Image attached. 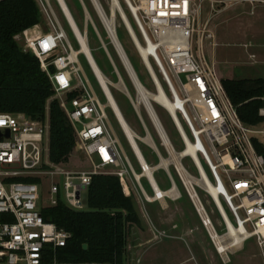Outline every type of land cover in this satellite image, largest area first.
Wrapping results in <instances>:
<instances>
[{"label":"built area","instance_id":"built-area-1","mask_svg":"<svg viewBox=\"0 0 264 264\" xmlns=\"http://www.w3.org/2000/svg\"><path fill=\"white\" fill-rule=\"evenodd\" d=\"M35 1L49 29L44 30L38 23L16 34L14 39L21 43L23 51L39 59L54 90L50 99L59 101L77 135L76 149L83 152L92 168L66 170L51 162L48 115L51 101L47 102L44 119L0 111V215H6L0 221V264H59L56 260L45 262L44 258L50 252L56 257L57 248L65 246L71 234L43 219L39 200L40 181L45 177H59L61 181L51 183L52 206L57 204L61 193L70 208L84 210L82 194L88 191L93 175H117L129 196L130 173L141 196L148 201L150 194L142 183L146 179L153 202L160 203L183 198L176 176L223 262L229 261V253L239 248L233 230L241 237L240 247L255 238L264 258V107L259 111L261 123L243 122L215 61L205 53L206 43L217 45L211 28L216 16L238 4L261 6L264 0H107L108 13L101 0H92L111 39L113 34L118 38L117 28L124 26L153 84V91L142 85L148 96L143 104L157 129L160 146L137 104H133L144 126L145 139L149 137L152 141L147 144L158 157V163L148 162L153 176L167 160L160 169L165 171L170 187L163 189L162 197L145 175L148 165L137 161L140 171L135 170L111 126L108 105L97 96L85 74L80 62L82 53L73 46L51 0ZM79 1L86 12L87 27L88 19L92 18L84 0ZM95 29L107 51L96 26ZM71 31L79 44L75 31L72 28ZM81 33L88 41L87 29ZM74 91L78 94L70 97ZM153 103L168 113L182 141L181 150L175 149ZM134 134L137 140L142 139ZM161 148L168 153L167 158ZM186 158L191 160L197 174L185 167ZM30 178L40 181L26 180ZM199 190L215 205L221 218V232L205 208Z\"/></svg>","mask_w":264,"mask_h":264},{"label":"rangeland","instance_id":"rangeland-1","mask_svg":"<svg viewBox=\"0 0 264 264\" xmlns=\"http://www.w3.org/2000/svg\"><path fill=\"white\" fill-rule=\"evenodd\" d=\"M56 1L58 2V0H51V4L54 7L56 13L58 14L61 22L63 23V26L66 29L73 46H75V48L81 51V42L79 40L78 44V42L75 40L71 31L72 27L63 10H61V8L58 6L59 3L57 4ZM65 1L76 21L75 23H77L80 30L83 32L85 29H87L88 41L86 40L84 34L79 31L82 36L81 39H83L87 43L89 50L90 47L88 42L90 43L91 48L94 49L93 54L102 70L107 75H110L111 77L113 76L112 80H114L117 84V88L112 86V90L115 94V97L121 105L122 110L126 112L127 115L132 114V117L131 115L130 117H128L130 120V124L133 126L135 132L142 139H144V141L142 139L137 140L141 152L150 164L154 165L158 163V157L156 153L145 142L146 132L144 126L136 110H134L133 106H131L129 103L130 99L128 97V93L131 94L132 98L134 99V102L139 107V110L143 112L148 129L151 135L153 136L155 142L160 146L161 139L159 137L157 129L141 100V94L137 86L131 79L119 54L116 52L113 40L109 37L103 24V21L92 0H84L87 10L93 21L92 22L90 18L88 19V27H86L85 24L86 12L80 1ZM101 2L106 12L108 13L109 10L107 6V0H101ZM39 10L41 14L40 24L44 30H48L49 25L47 19L42 13L41 9ZM126 13L133 27L135 28L134 22L127 10ZM117 19V21L119 22L118 17ZM94 24L102 34L101 36L103 41L108 45L109 49H111L112 53L115 55V61L120 70V74L124 79L125 83L127 82L126 86L127 84L129 85L131 92L128 86L125 87L123 83L120 82L117 71L113 67L104 50L102 41L97 35ZM211 28L215 33V41L217 45L215 47H212L210 44L206 43L205 53L208 55L209 58L215 61L217 71L221 78H264V5H259L255 7L248 4L235 5L226 10L225 12L221 13L219 16H216L212 21ZM117 35L120 42L124 46L131 62L133 63L142 83L147 87L149 91H153L154 87L151 82V79L145 67L143 66L141 59L123 25H120L117 28ZM18 44L20 46L21 43L18 42ZM80 62L85 74L87 75L92 86L94 87L97 96L103 103L107 104V98L102 90V86L98 80L95 71L89 63L86 54L82 53L80 55ZM88 63L92 70H90ZM182 77L184 78V76ZM106 83L108 85L107 79ZM112 96L116 101L113 94ZM50 101L51 99L48 100V102ZM153 106L175 149L181 150L183 148L182 141L168 113L157 104L153 103ZM107 112L109 115L110 122L117 136L119 137L126 154L131 159L135 170L139 172L140 169L138 166L137 159L135 158V155L129 145V142L124 132L122 131L118 121L116 120L113 111L109 106ZM179 117L182 121L180 115ZM162 152L167 158L168 153L164 148L162 149ZM94 158L95 161L98 162V157L95 156ZM183 164L185 165V167H187L190 172H192L193 174H197L196 169L194 168L189 158L184 159ZM61 165L66 170L73 171L89 170L92 168L90 162L85 157L83 152L78 149H75L68 163H62ZM130 176L133 178L132 173H130ZM154 177L161 189H167L170 187V181L163 169L157 170L154 174ZM175 178L184 196L178 201H171L170 199H166L165 205L169 204L171 206L170 210L162 209L160 202L147 203L148 201H146L141 196L143 201L146 202L147 209L143 208V221H140L139 225H132L129 228L127 238L126 264H264L263 255L259 247L257 246L255 238L249 239L241 247L230 252L229 261L223 262L220 256L217 254L213 244L211 243L206 230L202 227L200 221L201 219L196 211L193 202L186 195L181 183L179 182L176 176ZM52 181H56L61 184L59 177H45L43 180L40 181L41 189L39 207L41 208V210L43 208L52 206L51 200L53 196L50 192ZM142 183L146 188L147 192L152 195L153 193L147 180L142 179ZM135 185L136 186L134 189L135 191H138L139 195H137L138 197H140V189L138 188L137 184ZM199 192L205 208L210 214L217 229L221 232L222 226L219 224L221 218L215 205L212 201L207 198V196L202 191L199 190ZM82 199L85 208H88L87 191L83 192ZM223 204L226 207V204L224 202ZM139 206H141V203ZM143 206L144 205H142V207ZM154 208L157 209V211L154 210ZM2 220V216L0 215V221ZM172 223L178 226L172 227ZM197 227L198 229H196ZM189 228L192 229L191 232L188 231Z\"/></svg>","mask_w":264,"mask_h":264},{"label":"trees","instance_id":"trees-1","mask_svg":"<svg viewBox=\"0 0 264 264\" xmlns=\"http://www.w3.org/2000/svg\"><path fill=\"white\" fill-rule=\"evenodd\" d=\"M40 21L35 0H0L1 112H22L34 119L46 117L47 102L54 95L50 78L41 69L39 59L23 51L14 39L16 34ZM223 83L242 121L248 125L261 123L264 78L223 79ZM77 94L74 91L69 96ZM48 115L50 160L55 164L68 163L77 146L75 130L58 100L50 102ZM26 180L40 181L38 178ZM87 193L88 208L84 210L70 208L61 193L56 205L41 210L45 221L71 234L67 244L57 248L56 257L50 252L45 262L126 264L129 228L140 224L133 197L125 194L120 178L114 174L93 175ZM1 216L6 219V215ZM84 243L88 244L87 249L83 248Z\"/></svg>","mask_w":264,"mask_h":264},{"label":"bare ground","instance_id":"bare-ground-1","mask_svg":"<svg viewBox=\"0 0 264 264\" xmlns=\"http://www.w3.org/2000/svg\"><path fill=\"white\" fill-rule=\"evenodd\" d=\"M58 3L61 5V9L63 10L64 14L66 15L71 27L73 28V30H75L77 36L79 37V40L81 42V51H80V53L82 52V53L87 55L89 63L92 66L93 70L95 71V73H96V75L98 77V80H99V82H100V84L102 86V90H103V92H104V94H105V96L107 98V104L111 108L113 113L115 114V116L117 118V121L120 124V127H121L122 131L124 132L128 142H129V145H130V147H131V149H132V151H133V153L135 155V158L137 159L138 162L141 161L145 166L148 165V171L146 172L145 175L149 176V178H150V180H151V182H152L157 194L159 195V197H162L163 195H165L164 194V190L160 188V186L158 185L155 177L153 176L152 169L150 168V165H149L148 161L146 160V158L144 157L143 153L141 152V150L139 148V144H138L137 138H136L133 130L130 128V126L127 124V122L122 117L121 112L119 110V107H118L116 101L114 100V98L112 96V93L109 90V87H108V85L106 83V79L104 78V75L101 72V70L98 68V66H97V64H96V62H95V60H94V58H93V56H92V54H91V52H90V50L88 48L87 43L83 39H81L82 36H81V34L79 32V29H78L74 19L72 18V15H71L69 9L67 8L64 0H58ZM113 41H114L115 46L119 47V49H120L119 43L117 42V39H116L114 34H113ZM137 85H138V88H139V91H140V94H141L142 102L143 103L144 102L147 103V97L148 96L146 95L143 86H140V84H137ZM155 122H156L158 128L161 130V133H162L165 141H167V143H168V140H167L163 130L161 129L158 121L155 120ZM145 142L150 144V145L152 144V141L150 140L149 137L145 139ZM166 163H167V160H164L163 165L159 166V169L163 168ZM162 200H163V198H162ZM148 201L149 202L153 201V199H152V197L150 195H149ZM232 233H233V235L235 234V240H236L235 244H237L238 247H240V245H241V237L239 235H237L236 231H234V230L232 231ZM223 249L224 248H222L221 250L223 251Z\"/></svg>","mask_w":264,"mask_h":264},{"label":"crops","instance_id":"crops-1","mask_svg":"<svg viewBox=\"0 0 264 264\" xmlns=\"http://www.w3.org/2000/svg\"><path fill=\"white\" fill-rule=\"evenodd\" d=\"M64 2H65V4H66V6H67V8L69 9V7H68V5H67V3H66V1L64 0ZM60 8H61V5H60ZM62 10V9H61ZM69 11H70V9H69ZM70 13H71V11H70ZM71 15H72V13H71ZM72 18L74 19V17H73V15H72ZM74 21H75V19H74ZM76 22V21H75ZM76 25H77V23H76ZM78 26V25H77ZM88 27V26H87ZM78 28H79V26H78ZM98 29V28H97ZM79 31H80V28H79ZM99 31V30H98ZM99 33H100V31H99ZM100 35H102L101 33H100ZM102 37V36H101ZM118 40H119V38H118ZM119 42H120V40H119ZM105 43V42H104ZM88 44H89V47H90V51H91V53H92V56H93V58L95 59V62L97 63V65H98V67L100 68V70L102 71V73L104 74V76H105V78L107 79V82H108V87H109V89L112 91V94L114 95V97H115V94H114V92H113V90H112V86L113 87H115V88H117V84L115 83V81L114 80H112V77L110 76V75H107L103 70H102V68L99 66V64H98V62H97V60H96V58H95V56H94V54H93V51H94V49H92L91 48V46H90V43L88 42ZM106 44V43H105ZM120 44L122 45V43L120 42ZM106 46H107V51L105 50V52H106V54H107V56H108V58H109V60H110V62L112 63V65H113V67L115 68V70L117 69V74H118V76H119V79H121L122 78V76H121V74H120V70H119V68H118V65L116 64V61H115V55L112 53V51H111V49H109V47H108V45L106 44ZM122 47H123V49H124V51H125V53H126V55H127V57H128V59H129V61H130V63H131V65H132V67H133V69H134V71H135V73H136V75H137V77H138V79H139V81L142 83V81H141V79H140V77H139V75H138V73H137V71H136V69H135V67H134V65H133V63L131 62V60H130V58H129V56H128V54H127V52H126V50H125V48H124V46L122 45ZM115 49H116V47H115ZM116 52L118 53V51H117V49H116ZM88 62V61H87ZM88 66H89V68H90V65H89V63H88ZM90 70H92L91 68H90ZM93 72V71H92ZM112 73V72H111ZM94 74V73H93ZM95 76V75H94ZM96 78V77H95ZM123 81V82H122ZM122 81L120 80V82L121 83H123V85L125 86V87H127L126 86V83H125V81H124V79L122 78ZM91 83V82H90ZM92 85V84H91ZM100 85V84H99ZM142 85L145 87V88H147L143 83H142ZM101 87V86H100ZM94 88V87H93ZM95 90V89H94ZM119 90H121V89H119ZM128 90V89H127ZM128 97H129V99H130V101H131V103H132V106H133V108H134V110H136L135 109V106H134V104H133V102H134V99L132 98V96H131V94L129 93V95H128ZM115 99H116V97H115ZM116 101H117V99H116ZM117 103H118V106H119V110H120V112H121V115H122V117L124 118V120L125 121H127L128 123L127 124H129V126L131 127V129L133 130V132H135V130H134V128H133V126L130 124V120H129V118L128 117H130V115H131V117H132V114H129V115H127V113L126 112H124L122 109H121V107H120V105H119V102L117 101ZM138 107V106H137ZM138 109H139V107H138ZM136 112H137V110H136ZM139 113H140V115H141V117L143 118V120L145 121V123H146V125H147V122H146V119H145V116H144V114H143V112L141 111V110H139ZM137 114H138V112H137ZM115 115V114H114ZM138 116H139V114H138ZM116 117V116H115ZM131 119V118H130ZM116 120H117V118H116ZM111 123V122H110ZM120 125V124H119ZM111 126H112V124H111ZM112 128H113V126H112ZM114 129V128H113ZM115 131V130H114ZM116 133V132H115ZM136 133V132H135ZM127 180H128V183H129V191H130V195L129 196H132L133 197V201H134V204H135V208H136V211H137V213H138V215H139V217H140V221L142 222L143 221V219H142V211H143V208H145V209H147L146 208V202H144L143 201V199H142V197H141V195H140V197H138V195H139V193H138V191H135V181H134V179L131 177V176H129V177H127ZM138 194V195H137ZM155 202H158V201H155ZM138 203H139V205H140V203H141V206H139L138 205ZM147 203H153V201L152 202H147ZM161 204V208L162 209H166V210H170L171 209V206L168 204V205H165L166 203H165V201H164V203H160ZM142 205H144L143 207H142ZM154 210H156L157 211V209H155L154 208ZM160 210V209H159ZM201 221V220H200ZM201 224H202V222H201ZM178 225H175V224H173L172 223V227H177ZM202 227L204 228V226H203V224H202ZM155 229V228H154ZM196 229H198V227L196 228ZM205 229V228H204ZM189 232H191L192 231V229L191 228H189V230H188Z\"/></svg>","mask_w":264,"mask_h":264},{"label":"water","instance_id":"water-1","mask_svg":"<svg viewBox=\"0 0 264 264\" xmlns=\"http://www.w3.org/2000/svg\"><path fill=\"white\" fill-rule=\"evenodd\" d=\"M116 39H117V42L119 43L120 49H119V47L115 46V44H114V46L116 47V49H117V51H118V54H119L120 58L122 59V61H123V63H124V65H125V67H126L128 73H129L131 79L133 80V82L135 83V85H136L137 88H138V85H137V84H140V86H142V84H141V82L139 81V79H138V77H137V75H136V73H135V71H134V69H133V67H132V65H131V63H130V61H129V59H128V57H127L125 51H124V49H123V47H122V45L120 44V42H119V40H118V38H116ZM112 40H113V39H112ZM113 43H114V41H113ZM120 80L122 81V78H121ZM122 82H123V81H122ZM138 90H139V88H138ZM139 92H140V91H139ZM128 95H129V93H128ZM148 109H149V111H150V113H151V116H152L153 118H155L154 112H153V110L151 109V107H150L149 105H148ZM155 120H156V119H155ZM83 248H84V249H87V248H88V244H87V243H84V244H83Z\"/></svg>","mask_w":264,"mask_h":264}]
</instances>
